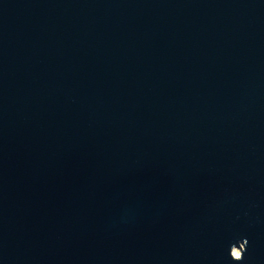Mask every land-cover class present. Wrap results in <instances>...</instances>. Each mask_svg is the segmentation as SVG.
I'll use <instances>...</instances> for the list:
<instances>
[{
  "label": "water",
  "instance_id": "95a60500",
  "mask_svg": "<svg viewBox=\"0 0 264 264\" xmlns=\"http://www.w3.org/2000/svg\"><path fill=\"white\" fill-rule=\"evenodd\" d=\"M245 241L264 264V0H0V264Z\"/></svg>",
  "mask_w": 264,
  "mask_h": 264
},
{
  "label": "clouds",
  "instance_id": "9594fccd",
  "mask_svg": "<svg viewBox=\"0 0 264 264\" xmlns=\"http://www.w3.org/2000/svg\"><path fill=\"white\" fill-rule=\"evenodd\" d=\"M246 243L247 242L245 241L243 243H240L239 247H237V246H232L231 247V249H230V257H231L232 261L235 262V264H240V262L243 261ZM234 247L240 249V258L239 259H234L233 256H232V249Z\"/></svg>",
  "mask_w": 264,
  "mask_h": 264
},
{
  "label": "bare ground",
  "instance_id": "6f19581e",
  "mask_svg": "<svg viewBox=\"0 0 264 264\" xmlns=\"http://www.w3.org/2000/svg\"><path fill=\"white\" fill-rule=\"evenodd\" d=\"M238 253H239L238 250L236 249L233 250V254L235 255V257L238 255Z\"/></svg>",
  "mask_w": 264,
  "mask_h": 264
}]
</instances>
